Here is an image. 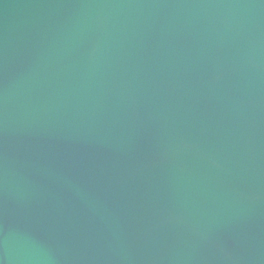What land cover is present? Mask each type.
Instances as JSON below:
<instances>
[{"label": "water", "instance_id": "95a60500", "mask_svg": "<svg viewBox=\"0 0 264 264\" xmlns=\"http://www.w3.org/2000/svg\"><path fill=\"white\" fill-rule=\"evenodd\" d=\"M0 264H264V0H0Z\"/></svg>", "mask_w": 264, "mask_h": 264}]
</instances>
